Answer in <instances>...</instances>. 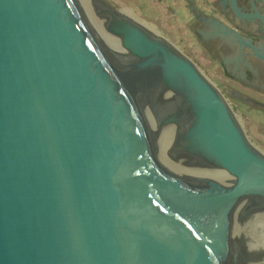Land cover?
<instances>
[{
	"label": "water",
	"instance_id": "water-1",
	"mask_svg": "<svg viewBox=\"0 0 264 264\" xmlns=\"http://www.w3.org/2000/svg\"><path fill=\"white\" fill-rule=\"evenodd\" d=\"M95 2L138 60L84 0H0V264H264V154L190 59Z\"/></svg>",
	"mask_w": 264,
	"mask_h": 264
},
{
	"label": "rangeland",
	"instance_id": "rangeland-1",
	"mask_svg": "<svg viewBox=\"0 0 264 264\" xmlns=\"http://www.w3.org/2000/svg\"><path fill=\"white\" fill-rule=\"evenodd\" d=\"M108 1L123 13H130L129 15L134 13L135 19L153 25L161 37L190 59L229 103L251 144L264 154V109L246 104L230 93L231 90H235L256 101H264V98L252 90L241 87L226 75L219 55L212 50V46L208 45L209 40L205 41L200 37L199 33L204 34V32L198 31L199 24L191 7H195L198 12L213 14L211 3L214 0H191L193 6L188 4L189 8L180 7L178 0ZM84 2L87 7L92 3L94 12L101 13L95 0H84ZM94 19L100 27V22Z\"/></svg>",
	"mask_w": 264,
	"mask_h": 264
},
{
	"label": "flooded vegetation",
	"instance_id": "flooded-vegetation-1",
	"mask_svg": "<svg viewBox=\"0 0 264 264\" xmlns=\"http://www.w3.org/2000/svg\"><path fill=\"white\" fill-rule=\"evenodd\" d=\"M237 1L243 14L260 13L264 16V0ZM188 3L193 6L191 0ZM211 7L214 10L213 14L198 12L195 7H191L199 24L198 31L204 32V34L199 33L200 37H203L205 41L209 40L208 45L212 46V50L219 55L225 73L230 79L264 98L263 22L260 19L247 21L238 18L228 0H214ZM231 30L241 36L244 41L238 40L236 33H232ZM231 92L251 99L235 90ZM236 99L249 104L242 98ZM257 102L264 104V101Z\"/></svg>",
	"mask_w": 264,
	"mask_h": 264
},
{
	"label": "bare ground",
	"instance_id": "bare-ground-1",
	"mask_svg": "<svg viewBox=\"0 0 264 264\" xmlns=\"http://www.w3.org/2000/svg\"><path fill=\"white\" fill-rule=\"evenodd\" d=\"M92 3L91 5L88 7L91 15L96 18L99 22H100V30L102 31L103 35L105 36V38L107 39V41L110 43V45L112 46V48L114 49V51L119 54L121 57H123L124 59L126 60H129V61H136L138 59L134 58L129 52H127L123 47H122V44H121V40L118 39V38H115L114 36L111 35V33L109 32L108 30V27H107V22L101 18L99 16V14L96 12H94L93 10V7H92ZM127 14V13H126ZM130 14V13H129ZM127 14L131 19H133L134 21L138 22L140 25H142L143 27H145L146 29H148L149 31L153 32L154 34L156 35H159V33L156 32V29L153 25H150V24H147L143 21H140L138 19H135V17L132 15H129ZM95 20V19H94ZM96 21V20H95ZM97 23V21H96ZM98 25V24H97Z\"/></svg>",
	"mask_w": 264,
	"mask_h": 264
},
{
	"label": "crops",
	"instance_id": "crops-1",
	"mask_svg": "<svg viewBox=\"0 0 264 264\" xmlns=\"http://www.w3.org/2000/svg\"><path fill=\"white\" fill-rule=\"evenodd\" d=\"M178 1H180V4H181V5H179L180 7H182V6L184 7L185 6V8H189V6H188V4H189L188 1L189 0H178Z\"/></svg>",
	"mask_w": 264,
	"mask_h": 264
}]
</instances>
